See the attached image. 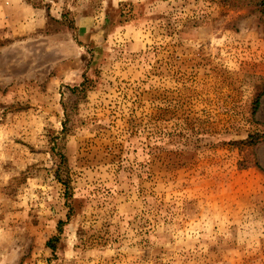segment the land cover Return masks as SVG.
I'll use <instances>...</instances> for the list:
<instances>
[{
  "label": "rangeland",
  "instance_id": "374dc122",
  "mask_svg": "<svg viewBox=\"0 0 264 264\" xmlns=\"http://www.w3.org/2000/svg\"><path fill=\"white\" fill-rule=\"evenodd\" d=\"M42 1L0 0V264H264L262 0Z\"/></svg>",
  "mask_w": 264,
  "mask_h": 264
},
{
  "label": "trees",
  "instance_id": "16d2710c",
  "mask_svg": "<svg viewBox=\"0 0 264 264\" xmlns=\"http://www.w3.org/2000/svg\"><path fill=\"white\" fill-rule=\"evenodd\" d=\"M28 1H30V2H33V1H37L36 3L34 2L33 4H35V5H40V4H42L43 3V1L42 0H28ZM262 2L264 3V0H262ZM85 85V84H84ZM257 103H258V101H257ZM252 138V137H251ZM257 141V138L255 139H250V144H254L255 142ZM63 182H64V184L66 185V187H68L69 186V183H68V180H63ZM67 191V190H66ZM69 195V194H68ZM63 224H65V222L64 221H60L59 222V225H58V227H59V230L61 231L62 229H63ZM55 239H57V238H54L53 240H55ZM53 240H51L50 242H49V245H50V247L54 250L55 249V246L53 245Z\"/></svg>",
  "mask_w": 264,
  "mask_h": 264
}]
</instances>
